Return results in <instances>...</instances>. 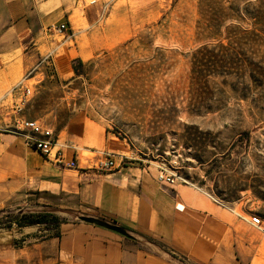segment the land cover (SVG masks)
<instances>
[{"label":"rangeland","instance_id":"374dc122","mask_svg":"<svg viewBox=\"0 0 264 264\" xmlns=\"http://www.w3.org/2000/svg\"><path fill=\"white\" fill-rule=\"evenodd\" d=\"M92 5L91 12L72 17L80 18V59L72 63L73 76L43 90L32 110L45 105V119L58 125L79 107L102 115L106 128L134 155L175 168L188 181L184 174L205 176L191 144L197 130H208L231 150L232 169L220 167V185L236 188L237 198L229 203L264 219V200L252 191L264 192V77L236 66L209 72L198 67L199 60L232 49L237 58L264 65V31L254 18L264 12V0H97ZM85 15L91 22L82 23ZM217 43L228 50L214 49ZM126 156L116 157L117 163L130 161L131 154ZM22 213L47 215L45 224L31 225L38 240L59 234L62 223L80 221V215L118 224L80 211L68 194L31 190L0 208V230L14 227L6 225Z\"/></svg>","mask_w":264,"mask_h":264},{"label":"crops","instance_id":"0c3cea01","mask_svg":"<svg viewBox=\"0 0 264 264\" xmlns=\"http://www.w3.org/2000/svg\"><path fill=\"white\" fill-rule=\"evenodd\" d=\"M92 7L88 0H0V121L10 120L5 112L25 92L22 116L49 126L57 141L53 151L60 147L63 161L76 165L55 162L19 134L2 133L0 208L31 190L68 194L80 211L115 221L132 238L81 220L62 223L59 236L43 240L35 237L36 227L14 226L0 230V264H264V234L238 214L240 203L223 207L191 180L164 189L157 167L134 155L102 115L79 107L58 125L45 119V105L32 110L43 90L73 76L80 18L72 17ZM63 22L67 36L54 29ZM106 152L130 153L131 160L105 169L99 162Z\"/></svg>","mask_w":264,"mask_h":264},{"label":"trees","instance_id":"16d2710c","mask_svg":"<svg viewBox=\"0 0 264 264\" xmlns=\"http://www.w3.org/2000/svg\"><path fill=\"white\" fill-rule=\"evenodd\" d=\"M254 18L256 19V23L259 24L264 31V12H258ZM214 49H225L228 50L227 45H223L222 43H217L214 46ZM200 49H206L203 46ZM198 49L197 51H200ZM213 49V48H212ZM236 66L239 68H245L247 71H253L260 78L264 77V65H262L259 60L254 61L250 57L245 58H237V52L235 50H231V53L222 54L221 56H209L208 60L205 61L199 60L198 67L204 68L207 72L215 71L227 67ZM193 128H197V126H193ZM196 141L191 144L192 148L196 150L198 153L193 154V159L195 161V165L199 166L204 170V178L191 177L184 174V176L196 183L200 187H206L210 189L218 198L223 201L230 202L236 199L237 197H233L235 190L223 188L220 185L221 177L224 173H222L220 167L224 166L226 169H232L233 162H231L230 154L231 150L228 147H221L219 143L215 142L211 137V132L208 130H197L196 132ZM211 146L215 151L209 155L207 154L206 148ZM188 164V163H185ZM240 188V187H239ZM248 187L245 185L240 189H247ZM253 193L258 197L264 200V192L258 191L256 189L252 190ZM233 193V194H232ZM47 215H40L34 213H22L19 216H15L13 220L9 221L6 227H11L13 224L16 227H24L31 226L36 224H45L47 222ZM3 226V223H0V227ZM59 236V234L55 235ZM132 238V237H130ZM148 240L152 241L151 238L147 237ZM160 247H162L167 252L172 253V249L168 248L166 245L156 242Z\"/></svg>","mask_w":264,"mask_h":264},{"label":"built area","instance_id":"2783aa9c","mask_svg":"<svg viewBox=\"0 0 264 264\" xmlns=\"http://www.w3.org/2000/svg\"><path fill=\"white\" fill-rule=\"evenodd\" d=\"M97 0H90L89 4L96 3ZM54 29L60 33H64L67 36L68 33V25L66 23H60L59 25L55 26ZM50 57V54L43 56L36 65H40L41 62L45 61L47 58ZM20 83L18 84V87ZM28 103V97L25 92L19 95L18 100L9 107V110L5 113L10 116V120L7 122L0 121V135L2 133H12V134H19L24 137L25 142L36 150H38L43 155L51 158L57 163H64L67 167H75V161L71 160L68 162L63 161V153L59 148L54 149L57 145V141L54 137V133L52 129L47 126L46 124L39 122L35 119H27L22 116L23 110ZM2 105L0 104V116L2 113ZM116 155V156H115ZM118 155V156H117ZM116 157H119L120 160L123 158H127L126 155L123 154H115L112 152L104 153V158L99 162V166L105 169H111L119 165L116 161ZM168 169L164 165H157V174H156V181L164 188H171L177 182H188L182 175H179L175 170ZM195 185L194 183H191ZM206 194L217 204L227 207L230 210H233L230 204L222 199L218 198L213 193L206 192ZM242 217H246L249 222L256 227L262 234H264V219L257 214H245V213H238ZM247 215V216H246Z\"/></svg>","mask_w":264,"mask_h":264},{"label":"water","instance_id":"95a60500","mask_svg":"<svg viewBox=\"0 0 264 264\" xmlns=\"http://www.w3.org/2000/svg\"><path fill=\"white\" fill-rule=\"evenodd\" d=\"M79 220L88 222L94 225H98L100 227L106 228L108 230L114 231L124 237L130 238L132 235L121 225L111 223L105 219L96 218L92 216L80 215Z\"/></svg>","mask_w":264,"mask_h":264}]
</instances>
